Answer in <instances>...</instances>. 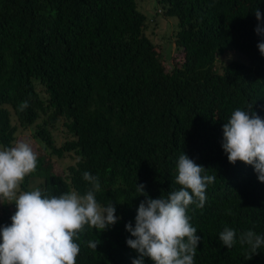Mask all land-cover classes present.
<instances>
[{"label": "trees", "instance_id": "obj_1", "mask_svg": "<svg viewBox=\"0 0 264 264\" xmlns=\"http://www.w3.org/2000/svg\"><path fill=\"white\" fill-rule=\"evenodd\" d=\"M156 2L167 60L137 0H0V148L36 125L21 187L45 213L0 212V264H38L39 235L46 264H264V0Z\"/></svg>", "mask_w": 264, "mask_h": 264}, {"label": "rangeland", "instance_id": "obj_2", "mask_svg": "<svg viewBox=\"0 0 264 264\" xmlns=\"http://www.w3.org/2000/svg\"><path fill=\"white\" fill-rule=\"evenodd\" d=\"M138 10L143 13L147 19L153 21L152 24H148L146 28V35L161 47L163 51V58H170L171 54L175 51L174 37L177 29V20L174 17L165 18L159 10L161 6L156 0H137ZM181 60V56H176V61ZM226 62L231 60H243V57L237 52L230 51L223 59ZM40 120L38 121V123ZM13 123L17 125V132L12 149L10 150L8 157L9 161H6V155L0 148V164L4 165L0 172L5 174L7 180L0 186V212L2 210H8L9 213L16 220H25L29 215L39 225L45 223V213L42 209L34 208L30 209V193L36 190L40 183L39 179H30L28 184V191L23 190L21 183L24 181L25 163H29L35 155L41 150V143L35 136L34 131L36 125L24 126L20 125L16 119ZM52 137L55 144L61 145L67 137L64 128L61 125H57L52 131ZM53 166V171L57 174H62L66 167L75 162L73 155H64L62 158L52 156L50 158ZM7 168V169H6ZM73 202L76 205L82 206L85 210L90 209L99 221H107L113 216L101 209L98 206L90 205L89 200L83 199L74 194ZM28 247L34 254L35 260L38 264H46L47 261V249L45 238L43 235L31 237L26 241Z\"/></svg>", "mask_w": 264, "mask_h": 264}]
</instances>
